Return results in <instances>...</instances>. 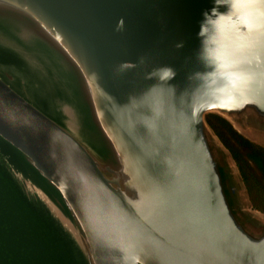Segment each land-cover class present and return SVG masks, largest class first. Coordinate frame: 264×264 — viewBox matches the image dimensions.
<instances>
[{"label":"water","instance_id":"1","mask_svg":"<svg viewBox=\"0 0 264 264\" xmlns=\"http://www.w3.org/2000/svg\"><path fill=\"white\" fill-rule=\"evenodd\" d=\"M212 7L0 0V264H264V214L206 121L264 140V44L209 72Z\"/></svg>","mask_w":264,"mask_h":264},{"label":"clouds","instance_id":"2","mask_svg":"<svg viewBox=\"0 0 264 264\" xmlns=\"http://www.w3.org/2000/svg\"><path fill=\"white\" fill-rule=\"evenodd\" d=\"M220 7L227 10L221 12ZM202 17L197 33L200 47L196 58L206 69H211L209 72L223 75L240 64L250 46V33L257 34L264 44V0H213V7L202 12ZM176 47L182 48L183 43ZM132 66L125 64L121 70ZM175 76L174 68L162 66L153 69L147 78L168 82ZM169 87L174 86L169 84Z\"/></svg>","mask_w":264,"mask_h":264},{"label":"trees","instance_id":"3","mask_svg":"<svg viewBox=\"0 0 264 264\" xmlns=\"http://www.w3.org/2000/svg\"><path fill=\"white\" fill-rule=\"evenodd\" d=\"M206 121L235 162L252 207L264 213V144L245 138L217 115Z\"/></svg>","mask_w":264,"mask_h":264},{"label":"rangeland","instance_id":"4","mask_svg":"<svg viewBox=\"0 0 264 264\" xmlns=\"http://www.w3.org/2000/svg\"><path fill=\"white\" fill-rule=\"evenodd\" d=\"M254 142H258V143H263L264 144V140H255ZM248 197V196H247ZM248 200H249V198H248ZM249 203H250V201H249ZM251 204V203H250ZM252 206V205H251ZM256 210V209H255ZM260 212V211H259ZM260 213H262V212H260ZM264 214V213H263Z\"/></svg>","mask_w":264,"mask_h":264}]
</instances>
